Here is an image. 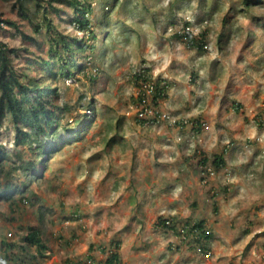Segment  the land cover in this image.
<instances>
[{"label":"rangeland","instance_id":"obj_1","mask_svg":"<svg viewBox=\"0 0 264 264\" xmlns=\"http://www.w3.org/2000/svg\"><path fill=\"white\" fill-rule=\"evenodd\" d=\"M82 2L89 30L67 1L0 0L21 29L0 25L10 66L58 91L53 136L21 122L32 136L18 143L0 86L3 260L108 264L118 250L119 264H264V0ZM189 31L197 42L178 36ZM54 38L86 46L55 80L33 63ZM139 74L165 85L145 114ZM34 228L42 250L25 239Z\"/></svg>","mask_w":264,"mask_h":264},{"label":"trees","instance_id":"obj_2","mask_svg":"<svg viewBox=\"0 0 264 264\" xmlns=\"http://www.w3.org/2000/svg\"><path fill=\"white\" fill-rule=\"evenodd\" d=\"M69 2L74 9L76 10V15L73 19L74 24L80 30H89L91 23L89 21L88 15L92 11L91 4L83 3L82 0H59ZM49 19V18H48ZM50 21V20H49ZM7 24L19 29L17 23L11 19L3 18L0 14V25ZM52 23H49L51 27ZM41 26L38 24L36 26L37 30H40ZM22 34L25 35L24 32ZM179 37L186 38L188 41L195 43V36L192 32L185 34H179ZM197 42V41H196ZM53 47L54 53H52L51 59L40 58L33 61L35 65H41L43 69L50 73L51 78L54 80L61 74L71 76L73 74L72 65L76 63V58L72 54L74 51L73 44L78 45L79 47L85 48V43L83 39L73 38V42H69L64 38L57 39L54 38ZM202 42L199 43V47H202ZM15 49H9L6 44L0 42V86L3 90L1 98V108L5 106L13 114L14 122L17 126L18 134L16 135V141L18 143L24 142L27 138L32 136V132L24 130L20 126L21 122H25L32 127V130L35 131L39 139L40 135L53 136V133L49 131L48 126H51L55 122L56 110L53 106H50L52 101L50 100L51 96H56L58 91L56 86H49L45 82H23L21 76L17 71L10 66V55L9 52H14ZM141 83L139 84V102L142 105L140 108L141 111H145L147 108L151 110V102H157V100L162 96L165 85L159 81L152 80L149 77H143L141 74L138 75ZM53 83V80H51ZM153 83L152 91L145 89V84ZM14 85L20 88V93L16 94L14 91ZM153 93V97L151 98ZM25 102L31 104L30 108L25 107ZM74 135V134H73ZM73 137V136H71ZM69 139V138H68ZM58 141V140H57ZM55 141V142H57ZM41 144L38 145V149ZM56 145L50 148V151L56 150ZM6 157V151L3 146L0 145V161ZM214 163L219 168L225 163L224 156H218ZM208 171V170H207ZM8 193V192H6ZM160 224L174 228L171 220L160 219ZM204 222L200 221L192 225L191 229L202 228ZM184 226L183 229H185ZM208 237V235H205ZM26 241L36 244L38 249L46 248V245L40 237V233L37 229H32L27 236L25 237ZM120 254L117 251L111 253L107 259L108 264H119ZM0 264H6L3 257L0 255Z\"/></svg>","mask_w":264,"mask_h":264},{"label":"built area","instance_id":"obj_3","mask_svg":"<svg viewBox=\"0 0 264 264\" xmlns=\"http://www.w3.org/2000/svg\"><path fill=\"white\" fill-rule=\"evenodd\" d=\"M145 89H147L149 92L152 91V88H153V83H148V84H145ZM151 110H149L148 108L145 110V111H141L142 114H145L146 112H149ZM210 171V170H209ZM213 172V171H211ZM11 234V233H10Z\"/></svg>","mask_w":264,"mask_h":264}]
</instances>
